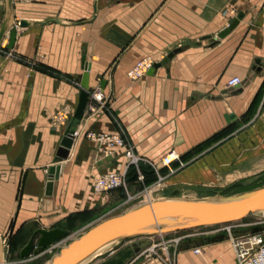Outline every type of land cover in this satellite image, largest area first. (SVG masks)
<instances>
[{"label":"crops","instance_id":"crops-1","mask_svg":"<svg viewBox=\"0 0 264 264\" xmlns=\"http://www.w3.org/2000/svg\"><path fill=\"white\" fill-rule=\"evenodd\" d=\"M4 15L0 0V23ZM20 19L31 24L19 28ZM12 23V46L7 32L0 42V235L11 237L17 252L35 230L86 228L154 181L151 172L145 183L127 173L123 187L94 194V179L122 172L125 161L120 151L97 158L89 132H119L152 162L174 150L185 165L171 163L169 175L159 168L171 192L205 190L222 175L238 178L237 167L264 165L257 120L264 116V0H12ZM146 55L159 65L129 80L126 70ZM82 60L87 101L94 89L105 100L73 119ZM232 76L241 82L226 88ZM69 125L75 136L66 157L54 161ZM237 226L136 240L152 244L160 258L142 261L144 251L128 264H164L162 243L173 264H233L229 236Z\"/></svg>","mask_w":264,"mask_h":264},{"label":"water","instance_id":"water-1","mask_svg":"<svg viewBox=\"0 0 264 264\" xmlns=\"http://www.w3.org/2000/svg\"><path fill=\"white\" fill-rule=\"evenodd\" d=\"M11 21L12 0H5V15L0 23V42L7 32V48L12 46L15 37V28H12L14 23L11 24ZM236 22V20H233L228 23L224 29L217 33L216 37L226 35ZM30 24L31 22L25 19H20L15 23L19 28L27 27ZM82 65L83 71L78 78L80 91L72 115L73 119L81 118L87 101L88 65L83 64V60ZM158 65L159 62L154 63L151 69ZM73 131V125H69L65 129L54 153V161H60L66 157L67 150L72 142L71 133ZM58 171L59 165L57 164L48 169L44 191L46 195L51 193L52 180L57 178ZM258 211H264V186L217 199L149 201L94 223L60 248L44 264H77L96 252L104 244L115 239H118L119 242L123 238L135 235L164 234L201 226L226 224L238 221L248 214ZM67 235V231L59 228L37 229L20 249L19 256L24 258L29 255L36 256L43 251L44 247ZM33 240H36L35 243H33ZM144 244L145 241L125 244L93 264H128L141 252ZM103 253H98L94 256V259ZM0 262V264H3L1 249ZM19 264H35V262L28 260Z\"/></svg>","mask_w":264,"mask_h":264},{"label":"rangeland","instance_id":"rangeland-1","mask_svg":"<svg viewBox=\"0 0 264 264\" xmlns=\"http://www.w3.org/2000/svg\"><path fill=\"white\" fill-rule=\"evenodd\" d=\"M260 124L259 128H261V140L264 141V116L258 118ZM264 153V152H263ZM261 153V154H263ZM225 168H227V172L231 173L234 172L233 169H230L232 167H223L222 172L225 171ZM234 168V167H233ZM237 167L240 171L234 174V176H237L235 180L231 181L230 179L233 177V175H222L220 178L215 179L209 185L206 187L205 190L198 189V188H184L181 189L179 192H171L172 186L171 184L166 183V178H164L163 181H161L159 184H154L149 188V191H147L146 194H143L139 197H136L130 201L122 202V204L116 206L115 208L111 209L112 211L109 212H102L100 215H98L96 218H94L87 226L90 227L94 223L122 213L126 210H129L131 208L137 207L141 204H144L149 201H155V200H163V199H181V200H193V199H213V198H219V197H225V196H231L235 194L242 193L244 191L252 190L258 187L264 186V165H260L259 167H252L251 169L247 167ZM181 169V168H180ZM235 169V168H234ZM253 170V171H252ZM161 173V172H160ZM227 173V174H228ZM167 177V176H166ZM222 177V178H221ZM154 181L147 185H152ZM239 225L238 233L233 236L237 235H243L248 233H260L262 237H264V211H258L254 213H250L244 218L226 223V224H218V225H209V226H201L197 227L196 231H204L206 229H212V228H230L233 225ZM88 227L82 228V229H76L72 233H68L66 238H63L62 241L50 252H41L40 254L34 256L29 255L28 257H20L19 252L16 251L15 246H13V239L9 237L8 235H0V249H1V257H2V263L3 264H19L28 260H32L35 262V264H44L46 261L50 259V257L58 252L60 248L65 246L70 240L76 238L79 234L84 232ZM191 229V228H190ZM190 229L186 230H179V233L182 232H188ZM178 231L175 232H169L159 235H177ZM155 235V234H154ZM157 235V234H156ZM153 235H135L127 238H123L119 240V242L112 246L111 249L103 253L102 255L95 258L93 261H90L87 264H93L97 262L98 260L104 258L107 254L111 253L115 249L125 245L130 244L127 242H135L139 239H145V238H153ZM170 237V236H169ZM36 240H33V243H35ZM47 248L44 247V249ZM113 248V249H112ZM43 249V250H44ZM144 255L142 256V261L149 260L151 258H160V254L155 250V247L152 244L144 245L141 249V252H144ZM163 258V257H162ZM164 264H173V257H165L163 258Z\"/></svg>","mask_w":264,"mask_h":264},{"label":"built area","instance_id":"built-area-1","mask_svg":"<svg viewBox=\"0 0 264 264\" xmlns=\"http://www.w3.org/2000/svg\"><path fill=\"white\" fill-rule=\"evenodd\" d=\"M156 60L151 56H143L135 61L125 72L126 77L129 80H136L144 75ZM240 79L237 76L228 78L225 82L226 88H233L240 84ZM89 101H86L85 107L88 112H93L95 109L103 107L105 97L103 94L94 89L89 93ZM59 117H54L52 123L55 124ZM75 136V131L71 133V137ZM86 137L95 144V154L97 158H103L111 155L115 151H120L124 157L125 167L120 173L118 172H105L98 175L92 184V191L96 195H104L109 191L118 187H123L125 184V171L128 166H132L135 170V181L143 183L144 173L139 168L142 165L149 167L154 175V182L151 185H145L142 189L133 194L127 195L124 202L130 201L136 197L146 194L149 188L154 184H159L166 178L167 175L159 172V168L166 167L168 169V175L172 174L176 169L182 168L185 164L180 160L178 153L174 150H170L163 154L158 161L152 162L144 157H141L133 151L132 145L119 133H87ZM176 163V169L171 168V163ZM123 202V203H124ZM122 204V203H121ZM228 229V228H226ZM66 238V237H64ZM63 238H60L45 248L42 252H50L54 249ZM176 240V239H174ZM229 241L234 254L233 264H264V237L260 233H248L237 236H229ZM161 250L167 257H173V254L169 255L167 252V245L162 243ZM194 253H198L199 249L194 248ZM206 264V263H203Z\"/></svg>","mask_w":264,"mask_h":264},{"label":"bare ground","instance_id":"bare-ground-1","mask_svg":"<svg viewBox=\"0 0 264 264\" xmlns=\"http://www.w3.org/2000/svg\"><path fill=\"white\" fill-rule=\"evenodd\" d=\"M219 198H221V197H219ZM214 199H217V198H214ZM117 243H118V239H115V240H112L111 242H108V243L104 244L96 252H94L93 254H91L90 256H88L87 258H85L84 260H82L81 262H79L77 264H87L90 261H93L94 260V256H96L98 253L100 254V253H103L105 251H108L112 246L116 245Z\"/></svg>","mask_w":264,"mask_h":264},{"label":"trees","instance_id":"trees-1","mask_svg":"<svg viewBox=\"0 0 264 264\" xmlns=\"http://www.w3.org/2000/svg\"><path fill=\"white\" fill-rule=\"evenodd\" d=\"M141 170H142V172L144 173V181H143V183H145V182H147V179H146V173L147 172H151L152 173V171H151V169L149 168V167H147V166H140L139 167ZM148 169V170H146V169ZM127 173H131L132 175H133V177H134V179H135V170H134V168L132 167V166H128L127 167V169H126V171H125V175L127 174Z\"/></svg>","mask_w":264,"mask_h":264}]
</instances>
